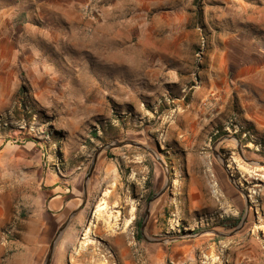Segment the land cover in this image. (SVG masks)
<instances>
[{"label":"rangeland","instance_id":"obj_1","mask_svg":"<svg viewBox=\"0 0 264 264\" xmlns=\"http://www.w3.org/2000/svg\"><path fill=\"white\" fill-rule=\"evenodd\" d=\"M246 36L264 0H0L7 254L47 223L44 264L75 213L50 264H264V144L224 88Z\"/></svg>","mask_w":264,"mask_h":264},{"label":"crops","instance_id":"obj_2","mask_svg":"<svg viewBox=\"0 0 264 264\" xmlns=\"http://www.w3.org/2000/svg\"><path fill=\"white\" fill-rule=\"evenodd\" d=\"M251 22V20H247ZM252 50L243 51L236 47L240 56L235 55L230 58L231 64L226 66L227 72H232V84H224V88L228 89L232 85V89H236L239 96V105L242 111L241 121L251 132H254L256 137L264 144V51L262 46H258L254 36H246ZM232 67V69L229 68ZM56 193L48 200V210L53 213V217L57 212H60L68 202L61 200L62 195L55 186ZM2 196L0 195V264H39L38 257H41L45 250V245L48 242V232L50 224L44 223L40 228L39 235L34 236V241L39 244L34 248L22 242L19 246L20 254L8 255L7 252L11 249V243L5 240V236L1 231L2 220L6 217L5 206H2ZM47 224V225H46ZM33 237V236H32ZM31 240V239H30ZM42 252H41V251ZM15 254V253H14Z\"/></svg>","mask_w":264,"mask_h":264},{"label":"water","instance_id":"obj_3","mask_svg":"<svg viewBox=\"0 0 264 264\" xmlns=\"http://www.w3.org/2000/svg\"><path fill=\"white\" fill-rule=\"evenodd\" d=\"M135 145V146H141L143 147L142 145L134 142V141H131V140H126V141H123V142H116V143H113V144H109L107 146H104V147H101L97 150V152L95 153L94 155V158L92 160V163L90 165V168L87 172V175H86V180L87 178L90 176L93 168H94V164L96 162V158L98 156V154L102 151V150H105L107 148H113V147H119V146H123V145ZM255 164H258L259 166H264V162H256ZM224 167L226 168V164H224ZM148 213V212H146ZM75 214V213H74ZM73 214V215H74ZM69 216L68 219L59 227V229L57 230V233L55 234V236L53 237L52 239V242L49 246V250H48V253H47V256L45 258V262L44 264H50V261H51V258H52V254H53V251H54V247H55V244H56V241L58 240V238L60 237V235L64 232V230L66 229V227L70 224V222L72 221V216ZM245 222V219H243L242 223L240 226H238L232 233H229V234H224V233H221V232H217V231H214L215 234L217 235H220V236H224V235H232L233 233H235Z\"/></svg>","mask_w":264,"mask_h":264},{"label":"trees","instance_id":"obj_4","mask_svg":"<svg viewBox=\"0 0 264 264\" xmlns=\"http://www.w3.org/2000/svg\"><path fill=\"white\" fill-rule=\"evenodd\" d=\"M241 129H243V127H241ZM245 130L247 131V132H249L250 130L248 129V128H245ZM254 135H255V133L254 132H252ZM256 136V135H255ZM255 143H261V140L260 139H257L256 138V140H255ZM154 194L153 193H151V195H149V197L150 196H153ZM227 220H229V219H227ZM238 222V220H235V222H234V224L233 225H236V223ZM136 237L138 238V239H141L142 237L140 236V234L138 233L137 235H136Z\"/></svg>","mask_w":264,"mask_h":264},{"label":"bare ground","instance_id":"obj_5","mask_svg":"<svg viewBox=\"0 0 264 264\" xmlns=\"http://www.w3.org/2000/svg\"><path fill=\"white\" fill-rule=\"evenodd\" d=\"M95 214H97V213L95 212Z\"/></svg>","mask_w":264,"mask_h":264}]
</instances>
